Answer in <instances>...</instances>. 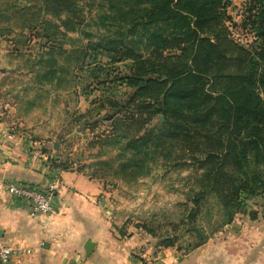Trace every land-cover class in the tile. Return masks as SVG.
Masks as SVG:
<instances>
[{
	"label": "trees",
	"instance_id": "obj_1",
	"mask_svg": "<svg viewBox=\"0 0 264 264\" xmlns=\"http://www.w3.org/2000/svg\"><path fill=\"white\" fill-rule=\"evenodd\" d=\"M103 1L108 3L106 8L102 3V9L109 28L94 50L113 62H129V73L114 82L133 90L122 101L104 96L102 103L107 105L101 107L111 112L104 120L113 122L115 133L109 138L119 147V159L125 160L121 173L139 168L164 145L181 142L190 148L195 137L209 129L217 144L199 161L210 167L202 178L205 189L194 203L198 208L202 197L213 194L224 209L225 223L232 222L245 199L264 193V0H249L243 15L240 27L256 39L250 48L237 42L226 24L231 20L226 13L231 0ZM62 24L67 27V21ZM85 115L79 120H86ZM155 119L157 127L152 126ZM51 163L70 170L58 159ZM196 216L192 212L184 225H191ZM121 234L126 237L123 229ZM148 234L157 238L152 230ZM200 238L188 252L207 241L206 236ZM175 242L173 236L159 246L172 247Z\"/></svg>",
	"mask_w": 264,
	"mask_h": 264
},
{
	"label": "rangeland",
	"instance_id": "obj_2",
	"mask_svg": "<svg viewBox=\"0 0 264 264\" xmlns=\"http://www.w3.org/2000/svg\"><path fill=\"white\" fill-rule=\"evenodd\" d=\"M48 1L0 0V25L3 27L0 38L1 43H4V48H1L2 58L5 66L14 67L17 73L16 76L5 80L0 88V97L13 91L18 99H22L24 95L26 97L23 101L27 98L33 99L39 104L37 114L31 120L33 124L39 123L49 107L58 105L63 99L76 100L80 96L87 98V109L73 110L65 114L69 120L66 127L45 128L44 133L39 129L43 133L40 135H46V142L50 144L49 150L47 149L49 160L56 157L58 161L66 163L69 169L99 177L110 189L113 183L128 184L141 179H152L148 199L142 195L133 199L134 213L131 212V215L134 220L131 216L124 224L123 231L126 237L135 231L148 234L149 230L163 238L174 236L176 242L172 247H175L180 255L187 254L193 245L201 241L200 236L207 237L226 221L224 209L213 194L202 197L198 208L194 203L199 193L205 189L206 183L202 178L205 170L210 167L201 166L199 161L217 144L213 142L216 134L209 132V129L202 130V134L195 137L190 148L181 142L164 145L160 151L151 153L139 168H127L125 173H121L125 160L119 159V147L111 144L109 138L115 133L113 122L104 120L111 112L110 109L104 110L101 107L107 105L102 103L104 96L122 101L130 97L133 90L123 83L114 82L115 78L129 73V62H113L106 53L94 50L95 46L102 42L109 28V22L103 21L106 11L102 9V3L105 8L108 3L102 0H55L53 4ZM231 2L226 12L231 20L226 24L231 26L232 37L242 46L250 48L256 39L253 34L240 27L249 0ZM54 7L61 12V18L55 17ZM62 21H67V27L73 28L74 31L64 26ZM103 24L106 26L103 27ZM12 29L14 34L11 33ZM12 39L15 41L10 46L12 53H7L5 51L9 50L8 42ZM101 68L104 72H98ZM92 101L95 102L94 106L91 105ZM17 104L20 107V103ZM89 109L92 112L85 115ZM21 112L20 109L19 113ZM5 114L7 116V113ZM80 115H85L84 121L90 127L82 126ZM58 116L59 120H63L60 114L56 117ZM0 117L2 122L1 113ZM19 118L23 120L22 117ZM59 120L56 123L63 122ZM163 122L164 119H160V123ZM158 125L159 120L155 119L152 126ZM23 132L28 133L29 130L24 129ZM8 134L5 133L3 138L9 141L8 137L11 138L12 135ZM139 135H144V131ZM54 142L57 143L56 146ZM126 153L129 159L130 152ZM104 162L109 166L106 167ZM136 175L137 178L134 177ZM123 177L130 180L126 181ZM132 178L135 179L131 180ZM149 197H152L151 201ZM143 201H146L148 208L143 209ZM243 205L239 214L248 212L252 217L257 213L255 208H262L264 211V193L248 201L245 199ZM143 211H147L145 219ZM194 211L197 212L196 219L191 225L185 226ZM154 215L158 218L155 221ZM136 221L139 223L135 224ZM155 241L158 246L165 242L160 237Z\"/></svg>",
	"mask_w": 264,
	"mask_h": 264
},
{
	"label": "crops",
	"instance_id": "obj_3",
	"mask_svg": "<svg viewBox=\"0 0 264 264\" xmlns=\"http://www.w3.org/2000/svg\"><path fill=\"white\" fill-rule=\"evenodd\" d=\"M2 28L0 25V33H3ZM11 33L14 34L13 29ZM1 42L0 38V88L5 80L17 75L14 67L11 69L4 64L1 49L4 43ZM14 42L13 39L8 42L9 50L5 52L12 53L10 46ZM22 99L15 97L13 91L0 97V244L33 250L30 255L15 257L12 264H264L262 208H255L254 217L248 212L236 214L232 222L208 234L202 246L183 255L175 247L158 246L157 238L145 232L135 231L129 237L123 236L121 230L132 216L131 212L134 213L133 199L150 195L152 179L113 183L110 189L106 182L81 171H63L62 185L53 201L57 214L33 219L29 208L5 191L4 183L33 182L48 186L54 170L45 162L50 144L46 142V135L40 134L45 128L66 127L69 120L65 114L84 111L88 102L82 96L76 100L63 99L49 107L44 116H39V123L33 124L31 120L39 104L33 99ZM58 114L63 120L56 117ZM57 120L63 122L58 124ZM81 122L82 126L86 125L85 121ZM24 129L29 132L24 133ZM5 133L12 135L9 141L3 138ZM149 199L151 201L152 197ZM142 205L143 209L148 208L146 201ZM138 212L142 214L141 210ZM143 213L145 219L147 211ZM154 217V221L158 219ZM89 239L94 248L86 257L84 247Z\"/></svg>",
	"mask_w": 264,
	"mask_h": 264
},
{
	"label": "built area",
	"instance_id": "obj_4",
	"mask_svg": "<svg viewBox=\"0 0 264 264\" xmlns=\"http://www.w3.org/2000/svg\"><path fill=\"white\" fill-rule=\"evenodd\" d=\"M1 122V117H0ZM10 139V137H8ZM47 166L54 170L53 180L46 187H41L33 182H14L7 181L4 183L5 191L17 201L25 204L30 211L33 219H38L43 215H56V209L53 206L55 195L62 185V173L60 169L52 167L51 160L45 157ZM33 250L22 247H11L0 244V264H12L17 256L30 255Z\"/></svg>",
	"mask_w": 264,
	"mask_h": 264
},
{
	"label": "water",
	"instance_id": "obj_5",
	"mask_svg": "<svg viewBox=\"0 0 264 264\" xmlns=\"http://www.w3.org/2000/svg\"><path fill=\"white\" fill-rule=\"evenodd\" d=\"M161 120H163V117H160ZM78 134V133H76ZM2 234V231H0V235ZM1 237V236H0ZM172 237H169V238H163L162 241H166L168 239H171ZM93 248H94V243H92V241L89 239L87 240L86 244H85V254H86V257H89L90 254L92 253L93 251Z\"/></svg>",
	"mask_w": 264,
	"mask_h": 264
}]
</instances>
